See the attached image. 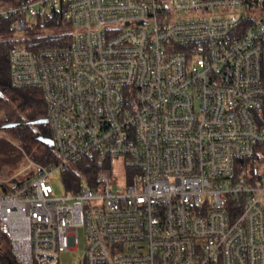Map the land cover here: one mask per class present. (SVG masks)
<instances>
[{
  "label": "built area",
  "instance_id": "obj_1",
  "mask_svg": "<svg viewBox=\"0 0 264 264\" xmlns=\"http://www.w3.org/2000/svg\"><path fill=\"white\" fill-rule=\"evenodd\" d=\"M54 11L70 30L41 36L57 44L8 52L57 157L0 178L15 261L54 264L81 228L83 264H264V17L238 35L243 0H22L0 16L20 38ZM91 159L93 177L55 194L51 174Z\"/></svg>",
  "mask_w": 264,
  "mask_h": 264
},
{
  "label": "trees",
  "instance_id": "obj_2",
  "mask_svg": "<svg viewBox=\"0 0 264 264\" xmlns=\"http://www.w3.org/2000/svg\"><path fill=\"white\" fill-rule=\"evenodd\" d=\"M22 0H0V8H11ZM26 1V0H24ZM245 10L248 15V21L237 28V34H242L247 26L254 22L258 15L254 12L258 9L264 11V0H243ZM16 14L0 16V107L6 106L9 113L13 112L15 116L8 121L15 122L16 125L7 128L8 134L23 148L29 159L34 162L46 165L57 160L56 153L49 140V128L44 123H33L34 120L46 117L47 104L42 92L37 88L14 87L9 79V49L16 43H25L28 47H39L45 45L57 44L56 34L52 38H45L39 34L26 30L24 24V35L16 38L11 28L12 21ZM27 21V20H26ZM36 25L48 28H60L68 25L55 11L51 12L44 18H38ZM55 30V29H54ZM56 31V30H55ZM257 117L258 124L264 128V100ZM1 128V127H0ZM15 144L4 139L3 145H0V178L5 179L12 176L19 168V161L16 155L11 152ZM100 164L94 160L80 162L74 169L63 176L66 187H70L74 180H79L82 176L93 177L99 170ZM20 177L13 179L15 182ZM7 190V188H4ZM8 238L0 231V241ZM0 264H19L12 256L11 250H3L0 247ZM80 264H83L81 262Z\"/></svg>",
  "mask_w": 264,
  "mask_h": 264
},
{
  "label": "rangeland",
  "instance_id": "obj_3",
  "mask_svg": "<svg viewBox=\"0 0 264 264\" xmlns=\"http://www.w3.org/2000/svg\"><path fill=\"white\" fill-rule=\"evenodd\" d=\"M254 13L258 15L257 18L264 17V11H262L261 9H258ZM54 29L56 31H58V29L70 30V26L66 25V26H61L60 28H54ZM26 30L27 31L31 30L35 34L43 35L47 32L48 27L37 26L36 21H34L30 18H27ZM0 109L4 110L5 114L7 115L8 120L15 116V114L13 112L9 113V109H7L6 106H2V107H0ZM4 139L9 140L15 144V146L11 149V152L16 155V158L19 161V168L15 171V173L18 170H20L26 166H29L31 162H33V163L29 166V169L26 172H24L23 174H20L19 177L25 178L26 176H28L32 172H34L35 168H36L35 164H38V163L29 159L28 155L23 150V148H21L16 143V141L8 134L7 128H0V145H3ZM122 171H123V168L120 167V164L118 162L115 163V166L113 169V179H114L115 185H117L121 181L120 173ZM50 183L52 185V188H53L55 194H57V195L63 194L64 191L66 190L65 183H64L62 176L59 172H55V173L51 174ZM77 237H78V245H77L76 249L60 252L58 254V260L54 264H80L81 263L83 253H84V244H85L84 233H83L81 228H78V230H77ZM0 247L3 250L8 249V247H9L7 241L4 238L1 239V241H0Z\"/></svg>",
  "mask_w": 264,
  "mask_h": 264
},
{
  "label": "water",
  "instance_id": "obj_4",
  "mask_svg": "<svg viewBox=\"0 0 264 264\" xmlns=\"http://www.w3.org/2000/svg\"><path fill=\"white\" fill-rule=\"evenodd\" d=\"M33 123H44V124H47V118L46 117H42V118H39V119H36L33 121ZM16 125L15 122H12V121H7L3 124L0 125L1 128H11V127H14ZM50 140V143L52 145V141L51 139L49 138Z\"/></svg>",
  "mask_w": 264,
  "mask_h": 264
},
{
  "label": "crops",
  "instance_id": "obj_5",
  "mask_svg": "<svg viewBox=\"0 0 264 264\" xmlns=\"http://www.w3.org/2000/svg\"><path fill=\"white\" fill-rule=\"evenodd\" d=\"M261 72H262V79H263V82H264V50H263L262 62H261ZM260 112L261 111L257 112V114H256L257 123H258V120H259V119H257V117H259Z\"/></svg>",
  "mask_w": 264,
  "mask_h": 264
}]
</instances>
